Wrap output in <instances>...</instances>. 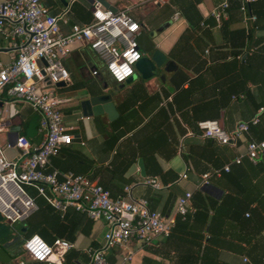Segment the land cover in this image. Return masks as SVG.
<instances>
[{
  "label": "crops",
  "instance_id": "0c3cea01",
  "mask_svg": "<svg viewBox=\"0 0 264 264\" xmlns=\"http://www.w3.org/2000/svg\"><path fill=\"white\" fill-rule=\"evenodd\" d=\"M105 1L117 11L130 8L142 32H155L154 50L173 65L168 71L158 68L149 78L135 70L133 80L117 85L88 44H71L63 60L70 80L57 87V96L64 124L73 128V141L51 159L52 166L87 177L112 198L129 188L133 199H146L150 209L172 221L169 237L147 246L128 244L134 251L131 264H264V152L254 162L246 157L248 142L264 141V110L260 111L264 108V0H256L250 8L257 21L242 46L238 35L246 28L239 7L237 11L228 8L220 24L213 17L225 0ZM227 1L230 6L231 0ZM41 2L52 15L69 7V24L61 26L64 34L73 24L92 21L93 0ZM236 51L247 60L244 64L234 57ZM16 56L17 50L0 35L1 63L7 65ZM94 70L98 71L95 77ZM242 72L259 83L242 88ZM105 83L109 91L101 89ZM242 89L250 95L233 99ZM91 92L112 93L116 111L112 120L106 114L82 115L81 102ZM3 101L7 128L0 133V144L14 145L18 135H26L36 114L29 105L4 95ZM257 115L258 123L235 145L203 138L196 127L198 122L217 120L231 131ZM30 141L41 142L37 131ZM5 155L14 159L19 152L9 148ZM238 157L241 162L235 164ZM226 165L229 172L211 176L205 187L198 186L202 174ZM146 180H155L159 187L147 185ZM185 192L192 194L186 215L191 219L175 225V203ZM40 203L28 220L12 225L17 233L25 240L36 230L34 235L50 245L56 239L67 241L72 247L61 264H88L87 250L102 244L105 223L72 208L61 212ZM120 252L118 247L112 249L108 260L115 262ZM0 257V264H54L32 261L22 247L8 258Z\"/></svg>",
  "mask_w": 264,
  "mask_h": 264
},
{
  "label": "built area",
  "instance_id": "2783aa9c",
  "mask_svg": "<svg viewBox=\"0 0 264 264\" xmlns=\"http://www.w3.org/2000/svg\"><path fill=\"white\" fill-rule=\"evenodd\" d=\"M236 1L248 31L257 21L250 10V5L256 0ZM228 8V1L225 0L214 10L213 17L218 24L226 16ZM93 9L89 24H73L64 34L61 26L69 24V7L52 15L41 0L0 1V35L17 50L16 58L9 64L3 65L0 61V133L7 128L2 109L4 95L14 102L30 106L38 116L36 131L41 136L38 144L29 141L25 135H18L14 145L0 144V215L10 225L22 222L38 209L36 198H42L50 207L61 212L72 208L90 220L103 221L106 226L102 244L87 250L88 264H131L134 251L128 244L134 241L147 246L159 238H167L173 227L172 221L150 209L146 199H133L129 188L124 189L123 195L112 198L96 182L72 171L62 172L51 164V159L73 141V128L64 124L60 112L61 101L56 86L70 80L63 60L68 56L71 44H88L102 62L104 72L117 85L125 84L134 75L135 65L143 57L137 42L142 33L141 26L131 16L130 8L112 12L102 7L100 0H93ZM98 10L104 14L103 19L96 15ZM133 23L138 26L134 31L130 28ZM117 30L118 34L113 35ZM129 51L138 54V58L133 60L126 56ZM113 63L117 66L127 64L132 74L122 81L117 80L109 69ZM97 74V70L92 72L93 77ZM243 98V95L233 97ZM258 121L257 115L237 124L231 131H225L217 120L198 122L196 127L203 138L221 145H235ZM9 148L18 150L17 158H7L5 149ZM246 151V157L256 161L264 152V141L248 142ZM240 162L241 157L234 159L235 164ZM229 170V165H226L221 170L202 174L198 186H207L211 176H219ZM185 178L186 174L181 175V179ZM145 183L159 187L155 180H146ZM28 189L36 196H31ZM191 197L190 192H185L176 200L175 215L184 218L188 214ZM33 236L23 241L22 250L32 261L56 264L47 257L43 261L37 259L27 249L26 244ZM46 244L51 249L48 255L57 256L60 264L64 254L72 247L61 239L54 240L51 245ZM117 247L121 252L115 262H110L108 253Z\"/></svg>",
  "mask_w": 264,
  "mask_h": 264
},
{
  "label": "water",
  "instance_id": "95a60500",
  "mask_svg": "<svg viewBox=\"0 0 264 264\" xmlns=\"http://www.w3.org/2000/svg\"><path fill=\"white\" fill-rule=\"evenodd\" d=\"M100 3L106 9L116 12L114 8L109 6L105 0H100ZM155 32L148 33L147 30H144L138 37V47L142 51L143 57L136 63L135 70L143 78L151 77L158 68L164 66V70L168 71L172 67V62L166 61V56L158 50H154L155 45L152 42ZM135 75L127 80L126 83L133 80ZM64 83L56 84L57 87L63 86ZM101 89L103 91H109V86L105 83ZM82 115L84 117L91 116H100L106 114L109 120H112L116 116L115 108L112 103V93H102L96 95L95 93H89V96L81 102ZM38 116L34 115L28 125L26 130V138L30 141L31 138H34L36 135V126H37ZM220 124V123H219ZM221 126V125H220ZM223 128V127H222ZM16 140V139H15ZM15 143V142H14ZM23 229H21V232ZM24 239L17 231L14 229L9 222H4L3 218L0 215V256L1 254L9 257V254L13 253L16 250H19L22 247ZM1 258V257H0ZM0 260H3L2 258Z\"/></svg>",
  "mask_w": 264,
  "mask_h": 264
},
{
  "label": "clouds",
  "instance_id": "9594fccd",
  "mask_svg": "<svg viewBox=\"0 0 264 264\" xmlns=\"http://www.w3.org/2000/svg\"><path fill=\"white\" fill-rule=\"evenodd\" d=\"M96 15L100 17L101 19L104 18V14L100 12L99 10L96 12ZM138 26L136 24H131L130 28L131 30H136ZM90 34V33H89ZM118 30L116 33H113V35H117ZM126 56H130L131 59L135 60L138 58V54L132 53L131 51L125 53ZM110 71L113 73V75L116 77L117 80H124L125 77L132 74V69L127 65L124 64L122 66H117L116 63H113L109 66ZM30 75V73H29ZM59 243V241H57ZM27 249L33 253V255L43 261L47 257L50 261L56 262V264H60V261L57 256L48 254L51 252V249L48 247L46 243L39 237V235H34L31 240H29L26 244Z\"/></svg>",
  "mask_w": 264,
  "mask_h": 264
},
{
  "label": "trees",
  "instance_id": "16d2710c",
  "mask_svg": "<svg viewBox=\"0 0 264 264\" xmlns=\"http://www.w3.org/2000/svg\"><path fill=\"white\" fill-rule=\"evenodd\" d=\"M252 4H254V3H252ZM252 4L250 5V8H251V6H252ZM238 7H239V4H238V2L236 1V0H231V3H230V6H229V8L230 9H233L234 11H237L238 10ZM251 10V9H250ZM230 11V10H229ZM252 12V11H251ZM225 26V23L224 22H222L221 23V28L222 27H224ZM251 31L252 30H245V31H240L239 32V35H238V38H239V40H240V43H239V45L240 46H242V45H244L245 44V42L247 41V40H249V38H250V36H251ZM234 54V57H237L238 59H239V61H240V63L241 64H244L247 60L246 59H242V54H241V52L240 51H236V52H234L233 53ZM185 78H187V77H185ZM240 78H241V82H240V86H242V88H245V86H246V84H248V83H254V84H257V83H259V82H257V79H254L253 77H250V78H248L246 75L244 76L243 75V72H242V74H241V76H240ZM183 80H186V79H183ZM261 83V82H260ZM239 95H243V97L244 98H246L247 96H249L250 95V93H249V91L248 90H246V89H242V90H240V92H239ZM239 95H237L236 97H238ZM250 128V127H249ZM28 193L31 195V196H33V197H35L36 195H35V193L32 191V190H30V189H28ZM41 200L42 201H44L42 198H36V203H37V205H40L41 203ZM45 202V201H44ZM46 203V202H45ZM47 204V203H46ZM39 207V206H38ZM196 212H195V215H194V218L196 217ZM177 217H176V220H175V225L180 221V220H183L184 222H186V223H188L189 222V220L191 219V216L190 215H188V216H185L184 218L183 217H181V216H179V215H176ZM29 218H27L26 220H28ZM202 223L203 224H201L203 227H205V225H206V221H202ZM209 234H212V230L211 229H209V232H208ZM34 234H36V230H33L31 233H30V235L29 236H31V235H34ZM171 234V233H170ZM28 236V237H29ZM170 236V235H169ZM168 236V237H169ZM211 238V237H210ZM209 241H211V240H209ZM212 242V241H211ZM206 246H205V250H206ZM205 255V254H204ZM204 260V258H202V260L201 261H203Z\"/></svg>",
  "mask_w": 264,
  "mask_h": 264
},
{
  "label": "rangeland",
  "instance_id": "374dc122",
  "mask_svg": "<svg viewBox=\"0 0 264 264\" xmlns=\"http://www.w3.org/2000/svg\"><path fill=\"white\" fill-rule=\"evenodd\" d=\"M0 137H2V136H0Z\"/></svg>",
  "mask_w": 264,
  "mask_h": 264
}]
</instances>
